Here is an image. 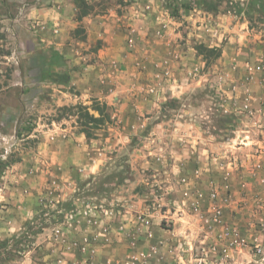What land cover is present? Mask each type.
I'll return each instance as SVG.
<instances>
[{
    "label": "rangeland",
    "instance_id": "rangeland-1",
    "mask_svg": "<svg viewBox=\"0 0 264 264\" xmlns=\"http://www.w3.org/2000/svg\"><path fill=\"white\" fill-rule=\"evenodd\" d=\"M187 6L191 9L186 12ZM82 10L87 14L80 17ZM138 18L146 28L145 47L139 43L141 28L132 24ZM170 21L194 32L187 43L184 32L176 42L163 40L161 54L155 39H161L166 26L177 27ZM241 23L264 37V0H0V160L7 162L0 176V264L215 260L216 253H206L201 219L183 195L181 178L188 179L199 165H179L178 173L171 171V179L163 183L157 165L143 164L145 159L159 163L170 135L153 127L160 119L175 120L154 116L151 98L159 78L165 82L178 75L177 93L186 91L190 79L194 121L206 136L226 144L220 153L212 148L210 158L218 159L211 167L224 172L221 196L226 207L230 204L229 179L239 172L240 156L263 151L235 149L242 139L239 128L250 140L256 93L249 75L240 80L234 67L238 43L230 29ZM92 26L99 31L91 33ZM185 43L192 52L188 73L182 69ZM113 49L115 61L108 60ZM258 49L264 52V45ZM127 54L143 82L130 90L116 88L126 74L122 59ZM259 61L264 67V57ZM54 73H67L68 79L58 77L53 83L49 76ZM71 75L82 80L81 88L69 85ZM162 89L174 93L166 85ZM127 93H145L151 105L127 111L121 105ZM257 93L264 99V83ZM103 95L114 101L101 99ZM164 104L176 107L173 101ZM78 106L88 107L97 119L86 126L89 137L81 132L84 119H78ZM255 199L264 217V191ZM208 203L207 198L202 208ZM182 217L196 223L194 240H187L185 232L183 240L156 239L152 226L172 230ZM258 223L264 232V219ZM240 241L241 248L249 246L253 257H259L260 244ZM217 262L260 264L229 258Z\"/></svg>",
    "mask_w": 264,
    "mask_h": 264
},
{
    "label": "crops",
    "instance_id": "crops-1",
    "mask_svg": "<svg viewBox=\"0 0 264 264\" xmlns=\"http://www.w3.org/2000/svg\"><path fill=\"white\" fill-rule=\"evenodd\" d=\"M139 23H142V20L138 18L134 20L132 24L136 27L141 28L139 30V43L143 42L141 44L143 47H145L146 42L144 41L147 39L143 35L146 32V28L144 25L140 27ZM170 23L173 25H177V27L166 26V28H164V30L166 31L162 32L163 35L161 39H155L156 42L154 43V45H158L160 47L161 54L164 53L166 45V42L163 43V40L170 39V41L176 42V37L184 32L186 34L185 40L187 43L188 40H190L192 33L194 32L193 29H189V31H187L185 28L180 29V23L177 21H170ZM94 29L96 30V32L99 31L98 28H95L93 26L91 29H89V31H91L92 33ZM228 29V26H224V31ZM230 30L235 33L233 36V40L238 43V45L235 47V55L237 56L238 60L234 61V67L239 72V79L242 80L244 75H246L247 77L248 74L249 77H247V79L251 80L250 82L252 83V86H254V91L256 90L255 95H253L254 109L252 110V115L254 119L253 121L251 120V124L249 127L251 133L250 140L245 141L246 137L244 138L242 134L243 129L242 127L239 128L240 137L242 139L237 144V147L235 149L236 151H240L242 153L250 149H253L255 151L259 149L262 150V148H264V99L257 93V89H260V86H262V84L264 83V67L262 65V62L259 61L260 57H264V52L261 49H258V47L264 45V37L261 31L257 30L254 33L253 29L246 28L245 30V27L242 23L240 25L233 26V28ZM186 43V67L184 66L182 69L185 71V73H188V65H191V63H188L187 61L188 59H191L192 55L190 53L192 52L188 50V46ZM136 49H138V47H136ZM107 56L109 57V54ZM249 57L253 58L249 59ZM123 58L124 59H122V66L124 67V69H126V74L121 82L117 83L116 88H118V86L120 85L122 89L127 88V90H130L133 84L139 86L140 84H143L141 75H137L134 72V66L132 64L133 58H131L130 54L124 55ZM110 59L114 61L115 59H117L114 49L110 53V57L108 58V60ZM256 68L259 69L257 70ZM177 79H179L178 75H175L174 78L170 77L169 79L165 80V82H163L162 78H159L158 80V84L160 87L158 89V92L151 98L154 105V116L160 118H175V120L173 121V119H169V121H167L160 119V123H157L155 127H153V130H157L156 132L158 133H161L160 131H163L169 133L170 135L169 138L165 140V143L163 144L164 147L161 148L163 152L159 154V163L155 164L153 162V159H145L146 161L143 165H157L159 168L156 169L160 170L158 181L164 183L171 179V171L172 173L173 171H175V173H178L177 171L180 169V167L178 168L179 165L183 166L184 164L188 163L190 165L198 164V169H200L201 175L196 180V183H194L192 191L193 193L197 191V193L200 195V203L204 206L207 203L211 179H213L212 181L216 184V187L218 188L220 194L225 191L226 185L223 184V182L220 183L224 172L217 170V166L212 165L211 167V164L213 162L217 164L218 159L215 160V158L211 159L210 157L212 156L211 152H213L212 148H216L217 153H220L222 149L226 147V144L214 138L206 136V132L197 125V121H194L193 119L195 116V108L193 102L194 99L192 96V81L188 79L190 80V82H188L187 80L185 83L186 91H180L179 93H177L176 91L178 89L176 88L179 86L178 82H176ZM80 81L82 80L75 76H69V85L73 87L81 88ZM165 85L168 86V89H173L174 93H162V86ZM100 97L101 99L106 101H114V97H107L106 95ZM150 97L149 99H147V95L145 93H127L122 98L121 105L122 108L126 109L127 111L133 112L134 108H138L140 111H142L144 107L151 105V102H149L151 100ZM167 100L173 101L174 104H176V107H167L164 104ZM238 115L244 116L241 112ZM258 133H261V136H257ZM180 134H183V137H179ZM257 152H259V155H251L250 158H248L247 156H240L241 167L239 169V172H237L235 176L229 179L231 202L227 207L224 205L223 225L221 229H219V231H224V229L228 231L234 230L239 238L248 241L249 244H260L261 252L259 257H253V254L249 250L251 247L249 246L245 248L231 247L227 250L228 255L225 260H228L229 258L235 263L254 261L260 264H264V232L262 229V224L258 223L259 221L262 222L264 217L262 212L258 210L257 199H255L257 195L262 194L264 191V187L261 184V182L264 181V154L263 151ZM150 153L151 152H149V154ZM139 154L137 155V157H140ZM209 158L210 163L208 162ZM192 173L193 171H191L190 176L192 175ZM184 220H187V224L182 223ZM195 224L196 223L193 222V220L190 222V220L182 217L179 218L178 221L174 224L172 230H164L161 227L156 228L155 226H152V230L154 235L156 236V239L183 240L184 233L182 234V232H185V234L189 235V237L186 238L187 240H194L195 233H197L198 231ZM139 237L143 239L144 235H139ZM212 238L213 237L210 235L208 237V240H205L207 243V255L210 254L208 246L214 241ZM214 257L215 260L211 259V257L207 258L209 264H218V256L216 255Z\"/></svg>",
    "mask_w": 264,
    "mask_h": 264
},
{
    "label": "built area",
    "instance_id": "built-area-1",
    "mask_svg": "<svg viewBox=\"0 0 264 264\" xmlns=\"http://www.w3.org/2000/svg\"><path fill=\"white\" fill-rule=\"evenodd\" d=\"M257 70L259 68H256ZM264 151V148H262ZM201 175L200 170L196 169L190 177L181 178L182 184L185 186L184 196L190 199V209L192 212L201 219V229L204 233V240H208L211 235L213 242L209 245L208 249L216 253L218 259L224 260L227 258L228 249L231 247L241 248V239L238 237L234 230L219 231L223 225V209L227 200L221 196L216 184H210V190L208 193V205L206 208H202L200 195L195 191L193 194L191 190L193 189L194 183ZM149 222L146 221V224Z\"/></svg>",
    "mask_w": 264,
    "mask_h": 264
},
{
    "label": "trees",
    "instance_id": "trees-1",
    "mask_svg": "<svg viewBox=\"0 0 264 264\" xmlns=\"http://www.w3.org/2000/svg\"><path fill=\"white\" fill-rule=\"evenodd\" d=\"M169 8L171 9V10H173L171 13H172V15L174 16V15H177L178 14V11L174 8V6H172V5H170L169 6ZM191 9V7L190 6H187V7H185V11L187 12V11H189ZM185 12V13H186ZM87 14V12H85V11H81L80 12V14H79V16L80 17H83V16H85ZM52 74V73H51ZM50 74V76L49 77H51L53 80H52V82L53 83H57L58 82V80H57V78L59 77H62V78H66V79H68V75H67V73H54L53 75H51ZM60 85H62V84H59V86ZM76 109H77V111H78V119L79 120H82V119H84L83 120V122H81V127H83V129H81V132H83V133H85L86 134V136L87 137H89L90 136V133L86 130V126H87V124H91V123H95V122H97V119L96 118H93L90 114H89V112H88V107H85V106H78V107H76ZM98 112H99V115L100 116H103L102 115V112L98 109L97 110ZM7 165V162H3V161H1L0 160V176H1V173L3 172V168H5V166Z\"/></svg>",
    "mask_w": 264,
    "mask_h": 264
}]
</instances>
